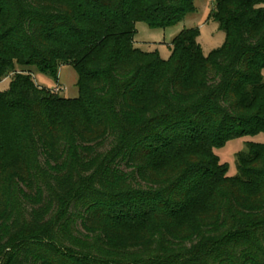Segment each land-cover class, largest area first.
<instances>
[{
  "label": "trees",
  "instance_id": "trees-1",
  "mask_svg": "<svg viewBox=\"0 0 264 264\" xmlns=\"http://www.w3.org/2000/svg\"><path fill=\"white\" fill-rule=\"evenodd\" d=\"M193 10L0 0L14 138H0V264H264V143L237 154L234 177L213 152L264 132V0H215L225 39L207 55L195 28L166 60L135 46L138 21L165 28ZM65 64L78 97L34 82Z\"/></svg>",
  "mask_w": 264,
  "mask_h": 264
},
{
  "label": "rangeland",
  "instance_id": "rangeland-1",
  "mask_svg": "<svg viewBox=\"0 0 264 264\" xmlns=\"http://www.w3.org/2000/svg\"><path fill=\"white\" fill-rule=\"evenodd\" d=\"M64 1L65 3L72 2V0ZM214 1L194 0V10L192 12L186 14L182 21L165 28H151L145 22L138 21L135 24V46L146 52H156L160 58L166 60L170 56V43L174 37L184 29L195 28L197 29V42L201 46L204 55H207L213 49L220 47L225 39L224 32L219 29L218 24L212 18H209ZM262 76L264 78V70ZM56 77L33 70V80L40 87L57 92V95L63 98H76L79 96L78 74L72 65H61ZM8 86V78L1 80L0 92L5 91ZM2 116L3 114H0V138L1 140L5 138L8 143H13L14 138L7 133L10 123L6 117ZM252 143H264V132L230 139L224 145L213 148V152L219 158V161L226 166L227 176H235L237 154L244 151L247 145ZM246 190L248 192L249 188ZM204 204L205 201L200 207ZM191 209L193 208H189L187 211L189 212ZM120 226L124 227L123 230L134 227L129 225Z\"/></svg>",
  "mask_w": 264,
  "mask_h": 264
}]
</instances>
